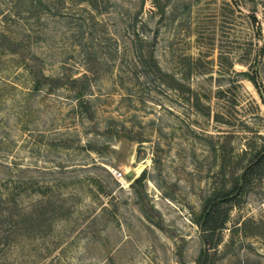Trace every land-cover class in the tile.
<instances>
[{
    "label": "rangeland",
    "instance_id": "obj_1",
    "mask_svg": "<svg viewBox=\"0 0 264 264\" xmlns=\"http://www.w3.org/2000/svg\"><path fill=\"white\" fill-rule=\"evenodd\" d=\"M263 1L169 0L158 19L150 0H0V264H203L221 158L240 173L263 141L264 91L241 74L264 89ZM151 52L196 107L142 71ZM211 238L210 264H264V173Z\"/></svg>",
    "mask_w": 264,
    "mask_h": 264
},
{
    "label": "trees",
    "instance_id": "obj_2",
    "mask_svg": "<svg viewBox=\"0 0 264 264\" xmlns=\"http://www.w3.org/2000/svg\"><path fill=\"white\" fill-rule=\"evenodd\" d=\"M86 3L89 5V7L95 11V12H102L107 10L109 0H85ZM151 5L153 7V11H151L154 15L158 16V19H164L166 17V9L168 6L169 0H150ZM237 4L234 1V5ZM264 6V1L262 3ZM236 6L234 8H231L230 13L233 15V12L235 10ZM84 10V9H82ZM86 11V10H85ZM92 16V15H91ZM92 18V17H91ZM248 22L252 28V37L247 43V47L244 50V56H246V60H248L251 56V52L254 51V47L256 46V43L253 42V39H261L262 37V31L261 26L258 23V19L254 13H251L247 15ZM137 41H140L142 43V38L138 37V34H136ZM144 41V40H143ZM144 43H148L147 41H144ZM264 46L257 47V53L254 54L251 61L252 63L256 62V55H261L263 53ZM140 52V51H139ZM139 65H142L143 69L142 71L144 73H150L152 74V77L155 80L161 81L166 88H170L175 90L177 93L181 94L183 91H187V99L195 98V101H193V107H196L198 103V97L197 93L193 94V91L191 88L184 89L183 83L168 73V71L161 68V66L158 64L156 58L154 57V54L151 52L149 53L144 60L143 53L137 54ZM86 62V72L83 73L79 78L73 77L72 79H68L70 83H79V81H85L84 85L81 86L80 89L76 91V99H77V105L80 108L81 111H87L89 110V100L87 99L86 95L84 93L85 88L87 87L86 81H88V74L87 72H93L91 70V67H89V62L85 60ZM95 71V69H93ZM97 71V70H96ZM32 75L36 78V80L39 82L41 79L48 80V77L44 75L40 70L38 72L32 71ZM34 73V74H33ZM242 75H245L252 84L257 88L258 92L262 96V93L264 89L261 87L260 82H258L257 72L255 70H251V73L248 72H241ZM52 82L60 83L65 82L62 77L59 78H52ZM35 80V79H34ZM67 80V81H68ZM194 95V96H193ZM208 107V106H207ZM209 114V109L207 111ZM227 114L220 112V113H214L213 119L216 122L225 123V116ZM227 122L228 119H226ZM263 141L259 143V145L252 148V152L250 153V157L247 161V163L244 165V167L241 169L240 173L232 172L229 170L228 172L224 171L226 160L221 158V164H220V171L222 172L223 176H227V181L230 183V187L227 188H221L220 190H214L209 195L208 199L206 200V204L203 209L202 214V227L204 230V233L206 234V238L204 237V248L201 251V259L203 261V264H210V258L211 253L214 254L215 246H212V234L219 229H222L224 227V224L227 220V211L231 209L233 205H235L240 200V195L243 191H245L251 184L252 179L257 176L264 173V136H260ZM246 146L249 147V143H246ZM243 153L246 152V150L242 151ZM227 174V175H226ZM227 205V207H225ZM221 212L224 214L221 217ZM6 245H1V247H4ZM214 249V250H212Z\"/></svg>",
    "mask_w": 264,
    "mask_h": 264
},
{
    "label": "built area",
    "instance_id": "obj_3",
    "mask_svg": "<svg viewBox=\"0 0 264 264\" xmlns=\"http://www.w3.org/2000/svg\"><path fill=\"white\" fill-rule=\"evenodd\" d=\"M111 173L113 174V176L115 177H120L121 176V172L120 171H117L115 169L111 170Z\"/></svg>",
    "mask_w": 264,
    "mask_h": 264
},
{
    "label": "water",
    "instance_id": "obj_4",
    "mask_svg": "<svg viewBox=\"0 0 264 264\" xmlns=\"http://www.w3.org/2000/svg\"><path fill=\"white\" fill-rule=\"evenodd\" d=\"M132 174V171L130 173H128L127 175L130 176Z\"/></svg>",
    "mask_w": 264,
    "mask_h": 264
}]
</instances>
